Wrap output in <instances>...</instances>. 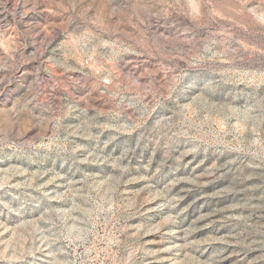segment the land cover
Returning a JSON list of instances; mask_svg holds the SVG:
<instances>
[{"label": "rangeland", "instance_id": "obj_1", "mask_svg": "<svg viewBox=\"0 0 264 264\" xmlns=\"http://www.w3.org/2000/svg\"><path fill=\"white\" fill-rule=\"evenodd\" d=\"M0 264H264V0H0Z\"/></svg>", "mask_w": 264, "mask_h": 264}]
</instances>
